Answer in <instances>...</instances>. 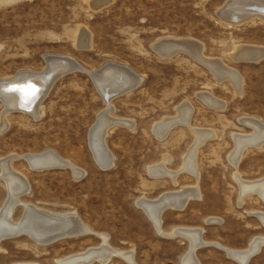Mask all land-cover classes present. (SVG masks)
Here are the masks:
<instances>
[{"label": "rangeland", "instance_id": "374dc122", "mask_svg": "<svg viewBox=\"0 0 264 264\" xmlns=\"http://www.w3.org/2000/svg\"><path fill=\"white\" fill-rule=\"evenodd\" d=\"M96 1L0 0V80L45 71L50 54L77 62L33 108L8 107L0 96V211L8 199L6 176L20 173L29 190L20 196L12 219L21 220L31 204L76 213L91 229L49 244L26 234L6 238L0 242V264H58L101 245L103 235L112 247L132 251L136 264H181L191 241L169 235L174 227H203L204 239L246 249L254 237H264V189H259L264 188V128L249 119L264 122V56L240 60L234 54L244 46L264 49V16L252 8L224 13L222 19L217 11L229 0ZM81 30L90 35V47L80 43ZM162 43L176 47L164 54L156 48ZM186 46H201L202 57L238 71L240 92ZM109 62L140 77L136 88L115 96L111 105L91 76ZM219 102L225 106L219 108ZM186 105L192 109L184 125ZM106 111L126 124L111 125ZM166 121L176 123L161 131ZM98 122L108 125L105 142L113 157L108 166L89 146ZM45 150L56 151L73 167L32 168L25 156ZM189 155L197 173L189 169ZM192 187L201 196L182 208L168 207L161 216L163 233L136 203ZM196 255L202 264H240L214 243L198 248ZM81 264L131 263L116 255L107 263ZM247 264H264V245Z\"/></svg>", "mask_w": 264, "mask_h": 264}, {"label": "bare ground", "instance_id": "6f19581e", "mask_svg": "<svg viewBox=\"0 0 264 264\" xmlns=\"http://www.w3.org/2000/svg\"><path fill=\"white\" fill-rule=\"evenodd\" d=\"M103 3H104L103 0H98L95 2V4H98V5H101ZM105 3H106V1H105ZM252 8L256 9L257 13L264 16V0H256V1L255 0H229V1H227L225 8L223 9V12L224 13L237 12V11H241L244 9L250 10ZM245 13H247V12H245ZM241 14H243V13H241ZM247 19H249V18H247ZM235 21H236V19L234 20V22ZM81 32L83 33L82 30H81ZM89 41H90V35L88 33H83L80 36V43L82 45L89 46L90 45ZM167 43L169 44V42H167ZM167 43L158 44V45H156V48L158 49L159 52H162L164 54L171 53L172 50L176 46H174L171 49V47L168 46ZM172 43H173V41H172ZM182 43H183V41H182ZM195 43H197V42H195ZM184 45H185V43H184ZM190 45H192V44L190 43ZM193 45H194V43H193ZM179 46L180 45L177 46L178 49H179ZM195 46H196V44H195ZM186 47L188 48V46H186ZM188 51L190 53H192L197 58V60L199 59V61L203 62L209 68H211L219 79H223L224 77L230 78V81H232L235 88L240 92L243 80H242V76L238 73V71L221 64L222 63L221 61H217V60L213 61L211 59L204 58V56L202 57L200 54L201 53V46L196 47V48H194V46H193V48H188ZM262 56H264V49H261L258 47L256 48L254 46L253 47H251V46L241 47L238 49L236 54H234V57L236 59H240V60L241 59L242 60L243 59L258 60ZM47 58H48V64H49L48 66L49 67L43 72H34V71L28 70V71H24V72L19 73L17 76H15L13 78H10V79H3L2 78V80H0V96L6 102L8 107L9 106H15L17 104H20V105L22 104L25 107L26 106L32 107V103H34V101H36V99L38 97L41 98L48 91V88L52 84L50 79H51V76L53 73H55L57 71L59 72V70L65 69V68L72 70V69H74L72 66H75L77 64V62L74 61L72 58H70V57L68 58L66 56H61V55L53 56L52 55V56H48ZM55 64H56V66H54ZM91 76L93 77L95 82L100 85V90H101L102 96L104 97V100L107 101V104H110V105H111V103H110L111 100L115 97L114 93L118 89H120V87H124L125 85H129L132 82L140 81V77L137 76V74H135L132 71V69H130L127 66L119 65L116 63H112V62H109L107 65H104L103 67L97 69V71L92 72ZM202 97H204V96L202 95ZM204 99L208 100L205 97H204ZM208 103H210V102H208ZM218 104H219V108L225 106L224 102H219ZM215 105H217V104H215ZM190 106L186 105V107L184 109V113L182 115L183 118L180 120L181 122H185V124L183 123L184 125H186V123L188 124L189 120H190L191 109H192V107H190ZM109 107L110 106L108 105V111L110 110ZM106 109L107 108L105 107V110ZM181 110H178V111H181ZM103 111H104V109H103ZM108 111H106L107 112L106 114L110 117V120H111L110 124L111 125L126 124L127 120L124 121L121 119H117L115 117L113 118L109 115ZM99 116H101V115H99ZM179 117H180V115H179ZM249 119L252 120L254 122V124H257L259 127H261V129L264 128V122H262L261 120H259L257 118H251V117ZM175 121H176V119H175ZM100 122H98V125L96 124L97 126L92 130L91 135L90 134L89 135L91 136V142H92L91 146L94 149L96 157L101 161V164H103L104 166H108V165L112 164V159H113L112 155L110 154V152L108 150L106 142H105V135L107 133L106 131H107L108 125H106V122H102V123H100ZM130 122H132V121H130ZM176 122L170 121V123H169L166 121L165 124L160 126V130L163 131L164 129L170 127V125H172ZM254 126H256V125H254ZM129 127H130V125H129ZM190 127H192V126H190ZM157 134H159V133H157ZM202 134H203V132H202ZM257 134H259V133H257ZM166 135H167V132H166ZM203 135H205V133ZM202 136H201V138H202ZM210 136H212V135L209 134L208 137H210ZM235 136H236V134L234 135V137ZM250 140H252V139L250 138ZM256 143H257V141H256ZM197 145H199V143ZM256 146H257V144H256ZM196 150H197V148H196ZM196 150H194V151H196ZM41 152L42 153H34V154H30V155L25 156L26 159L28 160V162L30 163V165L32 166V168L33 167L41 168L42 165H49L50 166L51 164H55L56 166L60 165L62 167H66V166H72L73 167V164L71 162L64 159L62 156H60L54 150H45L44 152L43 151H41ZM190 154H192V153H190ZM15 157H16V155H15ZM239 157H240V155L237 156L236 160H238ZM8 161H10V160H8ZM164 162L165 161H163V163ZM187 162L190 166L189 169H191L192 171H195L197 173L198 170L196 168L197 166H196V161H195L194 155H192V156L189 155ZM164 164H163V166H165ZM2 168H3V166H2ZM7 168H5V169H7ZM73 170H74V168H73ZM13 172H15V171H13ZM18 174H20V173H18ZM18 174H15V173L10 174L9 173V175H7L6 179H5L6 180L5 184L7 182L8 199H7L6 203L4 204V206L2 205L3 208L0 211V242L6 238L15 237V236H18L21 234H26L41 244H49V243L55 242V241H57L61 238H64V237L78 236L80 234H85V233H88L91 231V229L76 215V213H69V212L68 213H66V212L65 213H56V212H53L51 210L43 209V208L37 207L35 205H31V204L26 206V212H25V214L21 220L12 219V213H13L14 207L18 203V201L20 202V196H22V194H25L29 190V186H28V182H27L28 179L25 176L18 175ZM77 174H79V173H77ZM170 174L172 175V173H170ZM169 177H171V176H169ZM3 178H5V177H3ZM241 180L243 181V179H241ZM174 181H176V180H174ZM262 181H263V179H262ZM262 185H263V183H262ZM254 188L256 190V187H254ZM259 189H264V188L262 187ZM180 190H181V187H180ZM249 190H250V188H249ZM175 191H177V190H175ZM241 192H243V191H241ZM164 193H166V192H164ZM260 193H262V192H260ZM200 196H201V194H200V191L197 189V187H195V188L192 187L190 189H185V190L180 191V192L173 194V195H164L163 197H161L158 200L151 201V200L141 198L136 203L138 204L137 206H140V208H143L146 211V213L152 219V222H154L157 230L159 232L163 233V231H162L163 228L161 226L162 225V217H161L162 213L168 207H171V206L172 207H178L179 206L180 208H182L187 204V202L189 201L190 198H192V197L198 198ZM245 196H247V195L245 194ZM240 200H242V199H240ZM255 214H257V213H255ZM260 217H261L262 221L264 222V214H262V212H261ZM208 221H212V220L208 219ZM218 221H220V220H218ZM63 231H65V232H63ZM203 232H204L203 227H201V228L200 227L199 228L174 227L170 230V232L168 233L169 235H179V236L183 235V237L185 236L188 239H190V241H191L189 249L182 256V259H181L182 263L181 264H202L199 257L196 255L197 249L200 247H203L207 244H212V243H214L217 246H220L221 248L225 249L227 254L230 257H232L233 259H236L240 264H247L249 262L250 258L253 255H255L256 253H258L260 251L261 246L264 245V237H254L250 241V243L246 249H232V248H229V247L222 245L221 243H218L217 241L214 242V241H208V240L204 239L203 238ZM116 255L121 256V258H125L131 264H136V262L134 260V253L132 251L124 252V251H121L115 247H112L108 243V235H103V241H102L101 245H98L95 247H89L88 249L84 250L83 252L69 255V256L61 259V260H58V264H81V263H91L93 261H99L101 263H107L113 256H116ZM17 264H39V263L23 262V263H17Z\"/></svg>", "mask_w": 264, "mask_h": 264}, {"label": "water", "instance_id": "95a60500", "mask_svg": "<svg viewBox=\"0 0 264 264\" xmlns=\"http://www.w3.org/2000/svg\"><path fill=\"white\" fill-rule=\"evenodd\" d=\"M217 14H218V16L220 17V18H224V12L222 11V10H218L217 11ZM179 51H184V50H179ZM178 51V52H179ZM185 52V51H184ZM56 56V55H54V54H50V56ZM108 63H106L105 65H107ZM77 69H80V70H84L82 67H76ZM70 70L69 69H67V68H65V69H61V70H59V72L57 71V72H55V73H53L52 74V76H51V79H50V81H51V83L53 84L54 83V81L58 78V77H60L62 74H64V73H67V72H69ZM85 71V70H84ZM93 76V75H92ZM93 78V77H92ZM137 83V84H136ZM51 84V85H52ZM138 82H132L131 84H129V85H125L124 87H120V89H118L114 94H115V96L117 97V96H120V95H122V94H124V93H126V92H129V91H131V90H133L134 88H136L137 86H138ZM51 85H50V87H51ZM91 132V131H90ZM92 144H91V141H90V138H89V146H90V148H91V150H92V146H91ZM97 160V159H96ZM34 168H38V167H34ZM41 168H43V169H46V168H50V166L49 165H42V167ZM63 232H65V231H63Z\"/></svg>", "mask_w": 264, "mask_h": 264}]
</instances>
